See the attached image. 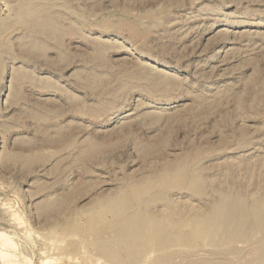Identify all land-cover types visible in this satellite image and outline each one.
Segmentation results:
<instances>
[{
  "label": "rangeland",
  "instance_id": "obj_1",
  "mask_svg": "<svg viewBox=\"0 0 264 264\" xmlns=\"http://www.w3.org/2000/svg\"><path fill=\"white\" fill-rule=\"evenodd\" d=\"M148 179L177 218L221 193L264 199V0H0V264H115L95 245L118 246L111 212L95 233L59 225ZM217 237L134 264H264L263 231Z\"/></svg>",
  "mask_w": 264,
  "mask_h": 264
},
{
  "label": "bare ground",
  "instance_id": "obj_2",
  "mask_svg": "<svg viewBox=\"0 0 264 264\" xmlns=\"http://www.w3.org/2000/svg\"><path fill=\"white\" fill-rule=\"evenodd\" d=\"M19 10L20 15H22V13L24 15L30 14V12L33 11L32 2L27 1L20 7ZM36 24L38 26V29L40 30L46 28L47 30L49 29V31H52L51 29H53L51 28L53 22L50 18H44L41 21L38 20L36 21ZM95 148L96 147L94 144H90L84 149L83 153H86L87 155L91 154L93 153ZM174 177L175 178H173V180L177 183H186V185L192 187V189L197 187L195 179L189 178L185 168L180 167V171L177 172ZM171 181L172 180H170V182ZM156 183L158 182L150 181L149 179L145 181L140 180L130 186L121 187L110 195L99 196L97 197L94 204L86 211H84L88 218V221L84 226H80L79 224H77L76 221L80 220L78 217V220L75 219L76 217H68L67 221L64 220L65 222L59 225L60 229L73 233H82L88 230L93 232L95 228V220L98 219L100 223L104 225V221L106 220L103 219V215L111 212L117 223L108 224L106 225V227L114 231L113 233H115V238H113L116 240L118 246L113 247L108 243V241L102 240V238L100 242H96L97 239H95V245L104 256L110 258V260H112L115 264H134L139 262L142 257L144 259L145 256L143 255L148 250L164 251L169 246L175 244L191 246L192 248H195L196 245H201L200 241L202 239H207V242H210V244H208H213L214 246L219 239L217 236L220 234L223 227L230 224H234L237 227L249 225L251 227L256 228L257 230L264 232L263 198H257V200L250 205L246 202L244 198L240 196H232L230 194L221 193L219 199L214 203V207L212 209L209 208V211L202 212L199 210H195L192 215H190L188 218H181V216L180 218H177L178 216L174 217L171 213H169L168 210H158L152 207V201L148 199V196H150V194L153 195V191L157 186ZM150 198H152V196H150ZM134 203H138L137 205L139 206L137 209L131 210V207ZM98 227L103 226L101 225ZM93 233H95V231ZM97 234L98 233L96 232V235ZM239 236L243 237L244 235L240 234ZM91 238L92 237H90V239ZM205 245L207 244L205 243ZM217 245H219V243ZM202 246L203 244L201 245V247ZM214 247L215 249H217L216 245ZM218 247H220V245ZM121 248L127 250L128 255H126L128 257L125 260L121 259V256L119 257V250ZM255 252L258 253L257 251ZM154 253L152 252V254ZM259 255L261 256V260H263L264 247L262 251H260ZM255 256H257V254ZM255 256H253V259L255 258ZM225 260H196L197 262L195 261V264H233L231 263L232 261L228 262L229 260ZM253 261L252 259H247L245 261L243 260V262L241 260V264H257Z\"/></svg>",
  "mask_w": 264,
  "mask_h": 264
}]
</instances>
